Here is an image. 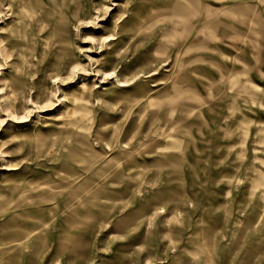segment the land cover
Masks as SVG:
<instances>
[{
    "label": "rangeland",
    "instance_id": "1",
    "mask_svg": "<svg viewBox=\"0 0 264 264\" xmlns=\"http://www.w3.org/2000/svg\"><path fill=\"white\" fill-rule=\"evenodd\" d=\"M0 264H264V0H0Z\"/></svg>",
    "mask_w": 264,
    "mask_h": 264
}]
</instances>
